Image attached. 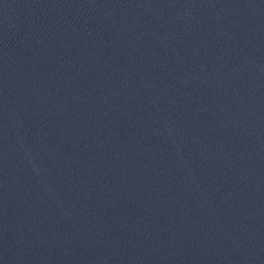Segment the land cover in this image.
I'll return each mask as SVG.
<instances>
[{
  "label": "water",
  "instance_id": "1",
  "mask_svg": "<svg viewBox=\"0 0 264 264\" xmlns=\"http://www.w3.org/2000/svg\"><path fill=\"white\" fill-rule=\"evenodd\" d=\"M0 264H264V0H0Z\"/></svg>",
  "mask_w": 264,
  "mask_h": 264
}]
</instances>
